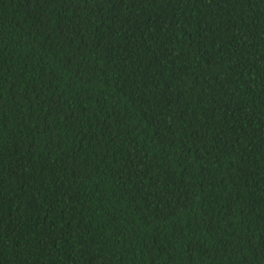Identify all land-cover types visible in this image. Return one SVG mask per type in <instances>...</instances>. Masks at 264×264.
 <instances>
[{
	"label": "trees",
	"instance_id": "16d2710c",
	"mask_svg": "<svg viewBox=\"0 0 264 264\" xmlns=\"http://www.w3.org/2000/svg\"><path fill=\"white\" fill-rule=\"evenodd\" d=\"M0 264H264V0H0Z\"/></svg>",
	"mask_w": 264,
	"mask_h": 264
}]
</instances>
